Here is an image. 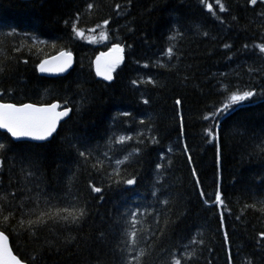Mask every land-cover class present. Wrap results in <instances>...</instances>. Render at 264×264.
<instances>
[{
	"label": "trees",
	"instance_id": "obj_1",
	"mask_svg": "<svg viewBox=\"0 0 264 264\" xmlns=\"http://www.w3.org/2000/svg\"><path fill=\"white\" fill-rule=\"evenodd\" d=\"M220 3L226 11L216 0H0V101L71 109L45 142L0 131L7 146L0 231L22 262L137 264L132 258L143 249L139 264H169L173 254L181 264H229V256L230 264H264V53L256 47L264 43V2ZM112 44L124 59L106 83L93 59ZM173 44L171 59L161 55ZM61 50L73 53L69 73L40 76L39 62ZM148 79L155 83L140 82ZM237 89L256 95L217 117L207 136L204 117ZM119 136L132 139L116 143ZM129 153L117 175L115 160ZM64 208L86 215L76 224L45 216L47 223L28 228V219ZM133 212L134 247L125 235Z\"/></svg>",
	"mask_w": 264,
	"mask_h": 264
},
{
	"label": "snow or ice",
	"instance_id": "obj_2",
	"mask_svg": "<svg viewBox=\"0 0 264 264\" xmlns=\"http://www.w3.org/2000/svg\"><path fill=\"white\" fill-rule=\"evenodd\" d=\"M216 2L219 4V10L221 12L227 10L224 4L220 3V0H216ZM262 2H264V0H262ZM250 3L252 5H255L257 3V0H250ZM88 7L89 9H91L92 5L89 4ZM208 9L209 11H212V6L208 5ZM77 19L79 18L77 17ZM107 23L108 22L105 21V25H107ZM73 31L76 33L77 36L83 38L84 32L82 30L77 29L75 24L73 25ZM91 31H95V29H91ZM177 35H179V33H174L170 35L168 39L170 41H174L176 40ZM204 35H207V33H204ZM101 38L107 39V34L101 33ZM41 43H43V41H41ZM225 47L226 48L230 47V45H225ZM245 47H247V45H245ZM256 47H258L260 53H264V43L259 44ZM174 48H175L174 44L170 45L161 55L167 56L169 59H171L175 55ZM122 52H123V48L119 44H116L112 47L108 55H111L112 53L119 54ZM65 55H67L68 59L65 61L64 65L59 67L58 69L59 71H64L66 67L70 66L71 64V53H67V54L63 52L61 53V56H65ZM121 60H122V56L120 55L113 57L111 63H109L106 66V70L102 72L100 69V62L98 58L97 59V74L102 75L105 80H111L112 79L111 71L114 70L116 64H118ZM48 63H49L48 61H44V63L40 65L41 72L50 71V69L45 67V65ZM157 63L159 64V61H157ZM148 66H149L148 64L143 65V67L145 68H147ZM2 70L3 69L0 68V71ZM140 82L141 83H145V82L155 83L152 79H148L147 81H140ZM132 83L137 84L138 82L134 80L132 81ZM224 87L225 89H227V85H225ZM255 95H256L255 90L250 89V90L241 91L237 89L236 91H233L230 93V95L228 96V102L224 103L222 107L213 111L210 116L206 115L204 118L214 121L215 122L214 127L218 128L219 122L217 120V117H219L221 114L227 115L229 111L233 110L232 105L240 104L241 102L249 100L251 97ZM143 102L147 104L148 100H144ZM179 103L180 101H177V104ZM58 107L59 105L57 104H52L51 107L49 108H37L32 104H23V105L17 106L12 103H0V129L6 130L7 133H9L11 137L16 140H19L21 138H31L33 140H45L56 131V127H57V123L59 119L67 116L69 114V111H71V109H65L60 112H54V110ZM123 115H128V113H123ZM141 123H143V121H141ZM214 127H209L206 130L207 136L209 137L214 136ZM131 139H132L131 136H128V137L119 136L116 138L115 142L122 144V143H125L126 140H131ZM6 147L7 146L3 142H0V153H2L3 150H6ZM78 152H79V155L81 157H84L85 160H87L88 157L91 155L90 152H86V151L78 150ZM132 155L133 153H129V155L125 156L123 160L121 159L115 160V164L117 165V168L115 169V173L117 175L119 174V166L126 163ZM104 156H108V153L105 152ZM109 159L111 158L109 157ZM161 159H163V157H161ZM2 163L3 161H0V165H2ZM102 165H103V161L100 160L98 161L97 165H93V167L98 168V166H102ZM160 167L161 165H157L158 170ZM126 183L131 185V184H134L135 181L134 179H128ZM89 187L91 188L93 192H96V193H100L102 191V188L99 186H94L90 184ZM12 195L15 196V193H12ZM153 195H155V193H153ZM200 195L202 198L205 195L202 190L200 192ZM4 200H5V197L0 195V202ZM214 202L219 204L220 206H223V200L219 192L215 193ZM163 203L167 204V201L165 200L163 201ZM205 203L208 204L209 201L205 200ZM260 203L264 205V201H260ZM2 210H3L2 207H0V211ZM261 210L264 211V208H262ZM61 211H63L66 214L62 215ZM140 214L143 215V213H140ZM85 215H86V212L84 208H80L74 211H68L67 208H64L62 210H58L54 215L45 212V213L39 214L35 220L28 219L27 226L29 229H32L36 225L47 223V221L44 220L45 216H48L49 219H54V220H64V221L70 220L72 224H76L80 220H82ZM7 220H8V216H4V222H7ZM139 223L140 221L136 219V213L135 212L131 213V226L133 230L132 231L126 230L125 235H128L131 237V244L133 245V247L138 243L137 232L135 231V227ZM20 224L24 225L25 221L21 220ZM226 238H227V235H226ZM261 239L264 240V233H261ZM6 240H7V237L4 236L2 232H0V264H21V261L17 259L16 256H13L11 254L6 243H4V241ZM189 243L202 244L203 241L202 240L197 241L195 237H192ZM185 247L187 246L185 245ZM129 251H131V249H129ZM144 255H145L144 250L140 249L138 256L132 259H135L137 261V264H139V258ZM182 256L185 260L191 261L195 258V252L194 251L188 252V253L182 254ZM230 262H231V256H229V264ZM126 264H132V260L131 259L127 260ZM169 264H181V257H177L175 254H173V258L171 259V261H169Z\"/></svg>",
	"mask_w": 264,
	"mask_h": 264
},
{
	"label": "water",
	"instance_id": "obj_3",
	"mask_svg": "<svg viewBox=\"0 0 264 264\" xmlns=\"http://www.w3.org/2000/svg\"><path fill=\"white\" fill-rule=\"evenodd\" d=\"M114 45H116V44H112V45H110L108 48H106L105 50L99 51V52L95 55V57H94V59H93V72H94L96 78H97L98 80L104 81V82H106V83H109V82L112 81L114 72H115V71L117 70V68L122 64L123 59H124V49H123V52H122V53H119V54H117V53H112L111 55H108V54L110 53V51H111V49H112V47H113ZM120 46H121V45H120ZM121 47H122V46H121ZM122 48H123V47H122ZM62 52L65 53V54H67V53H71V52L66 51V50H61V51H58L57 53H55V54H53V55H51V56H48V57L42 59V60L39 62V64L37 65V72H38V74H39L40 76H44V77H47V78H55V77L64 76V75H66L67 73H69V71L73 68V64H74V56H73V53H71V64H70V66L66 67V69H65L64 71H59V70H58L59 67L62 66V65H64V64H65V61L68 59L67 55H65V56H61V53H62ZM117 55L122 56V60H121L118 64H116L114 70L111 71L112 79H111V80H105L104 77H103L102 75H98V74H97V59L99 58L100 69H101V71L103 72V71L106 70V66H107L109 63H111L113 57H115V56H117ZM44 61H48V62H49L48 64L45 65V67L48 68V69H50V71H46V72H41V71H40V65H41L42 63H44ZM0 103H8V102H1V101H0ZM12 104H13V103H12ZM24 104H32V103H24ZM52 104H57V105H59V107L56 108V109L54 110V112H60V111H63V110H65V109H70V108H67V107H65V108H61V107H60V104H59L57 101H54V102L49 103V104H41V105L32 104V105H34V106L37 107V108H49V107H51ZM15 105H16V104H15ZM20 105H23V104H20ZM20 105H17V106H20ZM69 115H70V111H69V114H68L67 116H65V117H63V118H61V119H59V121H58V123H57L56 130L58 129V126L60 125V123H62L64 120H66V119L68 118ZM0 131H1V132H4V133H6V134H8L9 137H10L13 141H28V142H33V143H41V142H45V141L49 140V139L53 136V134L55 133V132H54L50 137H48V138L45 139V140H33V139H31V138H21V139H19V140H16V139L12 138L11 135H10L9 133H7L6 130H4V129H0ZM0 232H1V231H0ZM3 235L6 236L4 233H3ZM6 237H7V236H6ZM4 243H6V245H7V247L9 248L11 254H12L13 256H16V255L12 252V250H11V248H10L8 238H7L6 241H4ZM16 257H17V256H16ZM17 259H19V258L17 257ZM19 260H20V259H19ZM20 261H21V260H20ZM21 264H25V263L21 261Z\"/></svg>",
	"mask_w": 264,
	"mask_h": 264
},
{
	"label": "rangeland",
	"instance_id": "obj_4",
	"mask_svg": "<svg viewBox=\"0 0 264 264\" xmlns=\"http://www.w3.org/2000/svg\"><path fill=\"white\" fill-rule=\"evenodd\" d=\"M212 123H213V121H211V120H210V124H209V127H211V126H212Z\"/></svg>",
	"mask_w": 264,
	"mask_h": 264
}]
</instances>
